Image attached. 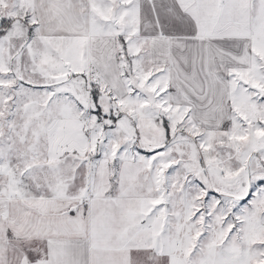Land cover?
<instances>
[{"label": "snow or ice", "instance_id": "obj_1", "mask_svg": "<svg viewBox=\"0 0 264 264\" xmlns=\"http://www.w3.org/2000/svg\"><path fill=\"white\" fill-rule=\"evenodd\" d=\"M0 264H264V0H0Z\"/></svg>", "mask_w": 264, "mask_h": 264}]
</instances>
